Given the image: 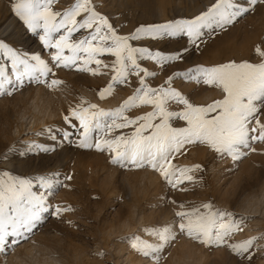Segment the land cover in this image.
<instances>
[{
    "label": "snow or ice",
    "instance_id": "obj_1",
    "mask_svg": "<svg viewBox=\"0 0 264 264\" xmlns=\"http://www.w3.org/2000/svg\"><path fill=\"white\" fill-rule=\"evenodd\" d=\"M58 0H9L10 10L26 34L34 37L50 59L36 51L15 47L0 39V97L12 96L30 85L43 84L49 89L62 81L51 79L53 69H75L93 76L101 75V66L111 69V79L98 92L103 100L117 85L136 77L133 92L119 107L104 110L78 98L75 107L62 114L61 125H48L33 135L43 142L27 141L22 151L9 148L3 156L55 153L64 146L107 152L109 163L126 170L148 168L158 173L167 187L177 189L185 181H199L193 175L202 171L199 164L177 166L173 159L184 154L186 146H203L218 158L234 164L264 144V50L255 49L258 60H229L211 66L194 64L184 70L171 71L162 84L148 83L155 78L140 65L152 61L161 70L175 68L186 61V54L199 51L205 38L227 31L240 18L250 14L264 0H214L206 10L191 18L172 19L163 23L140 24L121 35L110 18L96 10L92 0H74L62 11L53 9ZM170 41L178 49L163 52L141 45L142 40ZM132 42H137L136 44ZM103 57L114 58L105 63ZM89 65H95L90 68ZM177 81L205 86L219 93L208 104L193 103L173 84ZM128 86H132L129 82ZM148 108L141 115L131 110ZM129 129L127 133L118 130ZM59 171L21 175L0 170V255L11 251L44 226L49 217L59 218L70 207L51 202L64 186ZM176 205V202L169 201ZM171 224L145 229L156 242L139 236L127 237L138 254L160 264L161 253L178 235L205 247H227L240 264H251L253 245L264 234L232 242L241 232L246 217L214 208L212 203L186 207L176 205ZM264 249V245L258 246ZM103 256V253L99 254Z\"/></svg>",
    "mask_w": 264,
    "mask_h": 264
},
{
    "label": "rangeland",
    "instance_id": "obj_2",
    "mask_svg": "<svg viewBox=\"0 0 264 264\" xmlns=\"http://www.w3.org/2000/svg\"><path fill=\"white\" fill-rule=\"evenodd\" d=\"M213 2L214 0H92L96 10L108 16L121 35L128 34L140 24L191 18L206 10L207 6ZM72 3L74 0H58L53 4V9L62 11ZM157 5L162 6L160 15L154 12V7ZM1 22L3 24L0 28V39H4L15 47L27 49L30 52L36 51L42 55L43 59H50L37 40L24 32L21 23L10 10L9 0H0ZM132 43L136 44L137 42ZM139 43L148 46L153 51L170 52L179 47L177 43L167 40L145 39ZM258 46L264 50V5L260 4L255 7L253 12L230 26L227 31L210 38L206 37L205 42L200 45V50H193L190 54H186V61L178 63L175 68L166 66L164 70H161L152 61H141L140 65L150 72H156L155 78L148 80V83L155 87L162 84L171 71H182L194 64L211 66L229 60L256 61L258 56L255 49ZM102 59L105 63L110 64L111 59L114 58L103 57ZM3 62L0 58V63ZM89 67L94 68L95 65H89ZM53 71L55 76H49V82L51 79H58L62 81L59 86H54L52 89L43 84L27 86L12 96L0 97V108L9 113L13 108L19 110L27 105L26 103L31 100L35 91L50 95L53 98L51 108L56 115L55 118L46 122L42 127L44 128L48 125H61L62 114L66 115L69 107H75L79 103L78 98L80 97L107 111L119 107L132 94L133 87L136 86V77L130 76L124 85H117L110 95L101 100L97 94L111 79L110 68L101 66L102 74L97 76L78 72L75 69L71 71L53 69ZM129 82L132 86H128ZM173 87H177L182 93L189 96L193 103L197 104H208L219 98V93L216 90L208 89L203 85L196 86L194 83L177 81ZM147 110L149 109H134L128 115H141ZM261 120L264 121V116H261ZM12 122V120L9 121V127L12 126L13 129L14 122ZM128 131L129 129H122L118 130L116 134ZM13 146L11 144L10 148ZM254 147L256 148L255 152L234 164L228 158H218L203 146H186L187 150L184 154L174 158L173 163L177 166L199 164L202 171L193 174L199 181L197 184L192 185L185 181L175 190L167 187L158 173L151 169L126 170L112 165L109 163L107 152L64 146L61 148L65 151L62 158H60L59 152L61 149L48 155L37 153L38 156L46 158H44V165H47L39 173L59 170L60 174L62 173V179L64 176L71 177L63 180L64 186L60 187L51 202L62 207H70L72 211L62 213L59 218L49 217L44 226L36 231L30 240L22 244L52 241L55 248L54 254L62 255L63 253L67 258H71L72 252L76 249L85 250L89 257L85 264H125L124 258L127 255H130L131 258H141L142 261L151 264L150 260L131 248V242L126 238L139 236L142 240L155 243L156 241L144 230L172 223L174 212L178 210L176 205L182 203L186 207H191L209 202L214 208L231 211L238 217L247 218L242 225L243 230L234 234L232 242L259 237L264 234V204L252 207L253 209L245 206L246 200L249 198H253V200L260 198V190L264 186V144L257 143ZM74 150L78 151L80 162L76 172L73 167ZM5 169L4 166H0V170ZM145 171L153 175L152 182L148 183L147 180L140 179V175ZM128 183L140 187L141 191L145 192H136L134 196L131 195ZM173 200L176 205L169 203ZM132 201L136 203L135 215L139 216L142 213L143 219L147 218L150 223L139 224L138 228H141V231L133 229L125 232L126 234L122 233V236L121 233L116 236L112 235V237L106 236L109 248H103L99 243L102 233L116 227L120 221L129 216V206ZM45 233L50 234L51 237H46ZM178 242L186 244L188 242L189 246L195 247L192 249L198 262L196 264H240L238 258L227 247H205L181 235H178L161 253L160 264H170L171 256L180 252ZM120 244L124 248L121 253L124 256L116 254L114 251V247ZM259 245H264V239L255 241L251 264H264V249L259 248ZM12 252H9L6 257L0 255V264H12L7 259ZM100 253H103V256H100Z\"/></svg>",
    "mask_w": 264,
    "mask_h": 264
},
{
    "label": "bare ground",
    "instance_id": "obj_3",
    "mask_svg": "<svg viewBox=\"0 0 264 264\" xmlns=\"http://www.w3.org/2000/svg\"><path fill=\"white\" fill-rule=\"evenodd\" d=\"M161 7L162 6L160 5L159 6L157 5L156 7H154L155 8L154 12L157 15L161 14L162 12ZM2 24L3 22L0 23V28L2 27ZM52 101H53V98L50 95L48 96L44 93H41V92L38 93L37 91H35L31 100L26 103L27 105L23 106L19 110H14L13 108V110L9 113L7 110L3 111V109L0 108L1 109L0 111V166H4L7 170H11L13 174H23V175L39 173V171H41L44 166L45 167L47 166V165H44L45 157H40L38 156V154H35V155L28 154L25 157L20 158L17 154L14 153L11 155V163H5L3 160V156L6 153V151L10 148L11 144H13L14 145L13 148H15L17 152H19L24 149V145L27 141L43 142L40 137H37L33 134L38 132L46 124L47 121H50L53 118H55L56 114L54 110L51 108V103H53ZM11 120L14 122L13 129H12V126L9 127L10 126L9 121ZM59 152H60V158H62L65 155L64 153L65 151L61 149ZM73 158H74L73 167L76 172L80 165L79 154L77 150H74ZM65 162H66V159H65ZM140 179L147 180L149 183L153 181L154 177L152 174L145 171V172H142V174L140 175ZM142 187L144 188V186ZM129 190H130V194L131 195L133 194V196L136 192L138 193L145 192V191H141L140 187L138 188L136 185H129ZM259 204L260 205L264 204V186L260 190V198L257 200L256 199L253 200V198H249L248 200H246L245 206L247 208H252V207L255 208ZM135 209H136L135 201L130 202L129 216L125 220L123 219V221H120L116 227L109 229L108 232L102 233L99 243H101L103 248H106L109 246L108 242L106 241L108 237L106 238V236L112 237V235L116 236V234H120V233L122 236V233L126 234L125 232H129L130 230H133V229H135V231L136 230L141 231L140 230L141 228H138L141 225V223L143 224L146 222L150 223L148 222L147 218L146 220L145 218L143 219L142 213H140L139 216L138 215L136 216ZM44 235H46V237L48 236L51 237V235L48 233H45ZM183 241L185 240L183 239ZM178 246H179L180 252L173 254L171 256L170 264H196L197 260L194 255L195 253L193 252V249L195 247L193 248L189 246L188 242L187 244L185 242H180ZM54 249L55 248L52 244V241L44 242V243L36 242V243L22 244L18 246L10 254V256H8L7 259L12 264H85L88 261L87 258H89L85 250L76 249L74 252H72L73 254L71 255V258H67L66 256L63 255V253L62 255L56 254V253L54 254ZM122 250H124V248L122 247L121 244L114 247V251L116 252V254H121ZM127 253L129 252L127 251ZM122 256H124V254ZM124 263L125 264H149L147 261H142L141 258H138V257L131 258L130 255L125 256Z\"/></svg>",
    "mask_w": 264,
    "mask_h": 264
}]
</instances>
